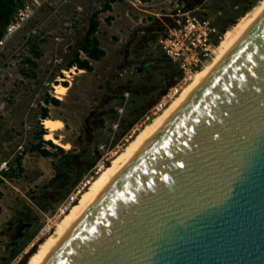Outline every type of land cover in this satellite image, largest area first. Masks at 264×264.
Returning a JSON list of instances; mask_svg holds the SVG:
<instances>
[{"label":"rangeland","instance_id":"1","mask_svg":"<svg viewBox=\"0 0 264 264\" xmlns=\"http://www.w3.org/2000/svg\"><path fill=\"white\" fill-rule=\"evenodd\" d=\"M107 1L26 0L17 6L22 24L0 50V264H25L52 233L57 209L75 203L101 166L186 85L158 46L175 6L209 20L222 38L260 0L112 3L98 14L95 34L105 56L90 60L91 72L78 73L69 64L88 59L83 39L92 14ZM70 69L66 76L63 71ZM55 85L67 88L60 99ZM49 98L60 105L47 104ZM44 109L48 118L62 122L54 136L68 149L43 142ZM39 143L52 155L32 150Z\"/></svg>","mask_w":264,"mask_h":264},{"label":"water","instance_id":"2","mask_svg":"<svg viewBox=\"0 0 264 264\" xmlns=\"http://www.w3.org/2000/svg\"><path fill=\"white\" fill-rule=\"evenodd\" d=\"M47 264H264V16Z\"/></svg>","mask_w":264,"mask_h":264},{"label":"bare ground","instance_id":"3","mask_svg":"<svg viewBox=\"0 0 264 264\" xmlns=\"http://www.w3.org/2000/svg\"><path fill=\"white\" fill-rule=\"evenodd\" d=\"M264 16V0H260L254 7L246 12L238 22L228 29L221 38L217 48L213 52L212 59L201 70L196 71L180 91L173 97L170 103L159 110V113L145 124L126 146L117 153L106 167H101L97 175L88 183L85 190L79 193L75 203H72L67 212H63L59 220L55 221L52 233L40 241L30 254L25 264H47L65 240L76 229L89 209L98 201L103 193L110 188L127 166L148 146L155 136L167 125V123L182 109L192 96L214 74L216 69L225 61L230 53L250 32V30ZM84 70H78V73ZM66 76L73 73V69L63 71ZM55 95L61 98L66 94L67 88L63 85H55ZM42 125L47 130L44 135L46 141H52L65 149L67 143H62V138H56L54 132L60 131L63 124L57 119H44Z\"/></svg>","mask_w":264,"mask_h":264},{"label":"built area","instance_id":"4","mask_svg":"<svg viewBox=\"0 0 264 264\" xmlns=\"http://www.w3.org/2000/svg\"><path fill=\"white\" fill-rule=\"evenodd\" d=\"M29 9L30 5L26 6L24 10ZM174 10V14L169 15L170 25L166 26V33L158 41V46L163 56L171 63L176 64L182 79L189 80L196 71L211 59L216 48V42L221 39V34L209 20L197 17L178 5L175 6ZM17 11L16 7L3 36L0 38V50L6 44L13 30L22 24L16 16ZM20 15L21 13H19ZM70 204L62 205L57 209L52 218L53 222L56 221L57 216L62 215L67 210ZM53 222L51 221V223Z\"/></svg>","mask_w":264,"mask_h":264},{"label":"trees","instance_id":"5","mask_svg":"<svg viewBox=\"0 0 264 264\" xmlns=\"http://www.w3.org/2000/svg\"><path fill=\"white\" fill-rule=\"evenodd\" d=\"M26 0H5L4 3V16H3V25L0 30V38L3 36L4 30L8 23L10 22V19L12 17V14L14 13L16 7L19 4H23ZM121 0H109L105 3V5L101 8L100 11H95L89 21L88 29L85 33L84 39H83V44L81 46V51L86 54L88 59L84 60H79L75 58V60L69 64V68L71 67H76L78 70H84L86 72H91L93 70L92 65L90 64V60L92 61H99L101 58L105 56V52L99 47V41L96 38L95 34L98 31V14L100 12H106L111 9V4L118 2ZM109 21V19H108ZM227 31V30H226ZM225 30L223 31V34L226 32ZM218 44V41L216 42V45ZM47 104H51L52 106H59L60 101H58L55 98H49L47 100ZM41 119H47L48 118V111L47 109H44L41 116ZM42 136V134H41ZM45 142L48 146L59 149L61 148L57 147L54 145L51 141H43ZM32 150L36 151L41 157H49L52 155V153L47 150L46 148H43L41 144L34 145L32 147ZM20 158V157H19Z\"/></svg>","mask_w":264,"mask_h":264},{"label":"flooded vegetation","instance_id":"6","mask_svg":"<svg viewBox=\"0 0 264 264\" xmlns=\"http://www.w3.org/2000/svg\"><path fill=\"white\" fill-rule=\"evenodd\" d=\"M4 3H5V0H0V30L3 25Z\"/></svg>","mask_w":264,"mask_h":264}]
</instances>
